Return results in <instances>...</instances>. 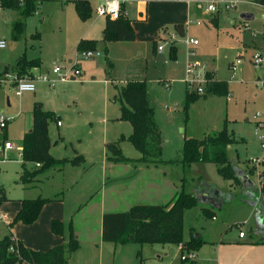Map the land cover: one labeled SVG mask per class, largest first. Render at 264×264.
<instances>
[{
    "label": "rangeland",
    "instance_id": "1",
    "mask_svg": "<svg viewBox=\"0 0 264 264\" xmlns=\"http://www.w3.org/2000/svg\"><path fill=\"white\" fill-rule=\"evenodd\" d=\"M87 1L91 16L82 20L72 0H35L37 10L26 19L18 40L11 37L18 13L0 8V40L6 43L0 49V73L11 72L15 60L24 54L41 61L32 71V78L38 80L35 92L16 97L11 84H0V115L13 118L6 130L0 129V143L9 141L13 146L0 152V198L3 192L6 197L0 204V238L11 233L25 247L46 252L56 246L52 243H67L71 224L79 249L68 264H182V254H193L197 264H218V260L235 264L242 248L255 243L254 207L241 197L242 185L224 180L215 165L183 169L180 159L184 139L201 140L225 127L233 138L229 158L255 183L256 201L264 198L258 179L264 169V68L253 63L254 55L264 54V9L251 0H219L222 3L214 13L206 12V5L199 8L197 0L188 5L126 2L135 38L121 42L102 39L106 16H100L97 7L103 0ZM243 14L252 15L253 20L243 21ZM214 17L216 25L210 23ZM176 24L184 25L183 37L174 33ZM37 33L39 38H34ZM190 39L198 42L194 56L187 45ZM82 40L93 41L94 48L85 51L99 56L83 58V51L77 49ZM154 41L156 53L152 52ZM237 60L241 64L233 70L230 64ZM193 61L205 64L208 73L226 82L228 94L199 97L186 106V93L196 94V85L188 84L186 73ZM55 67L67 75L64 80L51 74ZM76 69L79 75L72 79ZM48 74L52 86L41 81ZM131 79H146L148 84L165 162L158 166L136 161L140 153L128 140L131 125L120 120V90ZM36 103L54 114L48 124L50 155L67 162L39 174L34 184L22 185L17 183L21 140L32 127ZM116 142L130 161L109 160L106 146ZM203 170L206 178L201 180ZM215 189L225 197L221 208L199 202L186 208L179 246L103 245L107 249L101 251L95 246L102 242L98 231L104 213L126 212L134 205H167L182 190L201 200ZM38 197L50 201L38 220L30 225L18 221L21 201ZM52 219L63 223L66 230L61 236L52 233ZM240 232L245 239L239 240ZM193 235L204 242L194 251L186 245Z\"/></svg>",
    "mask_w": 264,
    "mask_h": 264
},
{
    "label": "trees",
    "instance_id": "2",
    "mask_svg": "<svg viewBox=\"0 0 264 264\" xmlns=\"http://www.w3.org/2000/svg\"><path fill=\"white\" fill-rule=\"evenodd\" d=\"M72 2L80 19L86 20L91 16L89 1L72 0ZM251 2L260 5L264 9V0H251ZM0 8L11 9L18 13V20L13 23L11 30L13 40H18L22 36L26 19L37 10L35 0H24L22 3L18 0H0ZM210 23L216 25L217 17L212 18ZM173 31L181 37L185 35V27L182 24L174 25ZM33 37L39 38V34L37 33ZM134 38V30L124 8L123 14L118 19L111 20L106 17L102 30L104 41L131 42ZM87 48H94V42L82 40L77 49L78 51H85ZM156 50L157 43L154 41L152 52L156 53ZM172 50L174 51L175 48L172 47ZM40 65L41 61L39 59H28L24 54L15 60L11 71L17 78L27 77L26 79H33L32 71L39 68ZM213 74V72L207 73L204 94L186 93V106L199 97L206 99L210 96H226L228 94L227 83L218 81ZM120 93V120L127 121L131 125L132 133L128 140L140 153V158L136 161L154 166L165 163L161 159V133L155 123V109L148 93L146 79L128 80L121 87ZM53 116L52 112L43 110L40 104L36 103L33 106L32 127L21 140V175L17 183L22 185L34 183L39 174L67 162L56 161L50 155L52 142L48 133V124ZM6 129L7 127L4 128V130ZM232 139L225 127L212 135H205L201 140L184 139L180 159L182 168L186 169L194 164H213L224 180L234 181L235 184L240 183L236 176V170L239 168L228 155ZM118 143L107 144L106 148L110 153L109 160L114 163L130 161L122 155ZM70 163L76 164V161H70ZM27 164H33L32 169H27ZM34 164H39L40 167L36 168ZM199 178L203 180L206 177L201 174ZM258 179L259 187L264 190V169L259 174ZM254 188L252 187L240 194L245 202H257L258 190H254ZM2 192L3 189H1V195ZM260 193L264 194L261 191ZM5 200L6 197H4L3 192L0 204ZM48 202L50 201L41 197L22 200L17 220L26 225L34 223L39 217L41 209ZM196 204H198L196 197L182 190L167 205H134L126 212L105 213L102 216V241L114 245L175 244L179 246L182 243L184 211ZM201 210L208 212L206 208ZM254 217L256 226L252 230V234L255 239L257 237L254 244L264 245V199L262 198L260 202H257ZM63 229L62 222L58 220L51 222V231L54 235L61 236ZM67 236L66 244L54 246L46 252H38L25 247L9 233L0 239V264H68L71 255L79 249V242L74 235L71 224ZM202 243L204 242L200 241V237L195 238L193 235L186 242V245L194 251ZM181 263L197 264L195 260Z\"/></svg>",
    "mask_w": 264,
    "mask_h": 264
},
{
    "label": "built area",
    "instance_id": "3",
    "mask_svg": "<svg viewBox=\"0 0 264 264\" xmlns=\"http://www.w3.org/2000/svg\"><path fill=\"white\" fill-rule=\"evenodd\" d=\"M19 2H23L24 0H18ZM147 2L149 0H103L99 6L97 7V13L100 16H106L109 17L111 20L118 19L123 14V8L126 2ZM157 1H188V0H157ZM199 4V8L203 5H206L205 11L208 13H214L217 12V4L222 3L219 0H197ZM226 5V4H225ZM228 6L226 5L225 8ZM187 45L189 46V49L191 50V54H194V49L198 45V42L196 40L190 39L187 41ZM6 43L5 41L0 40V49H5ZM159 50H161V47H159ZM99 56L98 53L93 51H83L82 57L85 59H93L95 57ZM194 56V55H193ZM253 63L254 65L258 67L264 68V54H256L253 57ZM241 64V60H237L235 63L230 64V67L234 70L236 66ZM187 73V82L189 85L195 84L196 85V94L202 95L205 93V86L207 82V68L205 64H202L198 61L189 62L187 64L186 68ZM51 74L55 77L61 78L64 80L66 78V74L62 73V68L55 67ZM79 75L78 70H74L72 73V79L74 76ZM49 74L44 75L41 77V81L44 83H47L48 85L52 86L54 84L53 81L49 79ZM204 78V81H203ZM38 80L35 79H20L17 78V76L11 72H3L0 73V84H11L13 87V93L16 97H21L24 93H33L36 90L35 83ZM166 87L168 85L166 84ZM13 120L12 117H5L3 115H0V129L3 130L8 126V124ZM56 125L59 127L60 122L57 121ZM13 146L9 141H5L0 143V152L2 151H8L12 150ZM257 162V161H256ZM36 168L40 167L39 164H34ZM238 237L240 239L245 237V234L243 232H240ZM181 262L185 261H192L194 260L193 254H186L181 256Z\"/></svg>",
    "mask_w": 264,
    "mask_h": 264
},
{
    "label": "crops",
    "instance_id": "4",
    "mask_svg": "<svg viewBox=\"0 0 264 264\" xmlns=\"http://www.w3.org/2000/svg\"><path fill=\"white\" fill-rule=\"evenodd\" d=\"M180 2H185V3H187V5L191 2V0H188V1H180ZM8 151H11V150H8ZM27 165H31V164H27ZM205 166V165H204ZM203 174H204V176H206V174L204 173V170H203ZM31 184H34V183H31ZM25 185H28V184H25ZM243 188V187H242ZM218 191H220L219 189H217ZM250 190V189H249ZM243 191H248V190H242V192ZM214 192V191H213ZM205 195H208V194H204L203 196H205ZM222 199H224V197H222V195H221V191H220V196H219V198L217 199V203H220V202H222ZM199 202V204H201V205H206V206H208L209 208H212V207H210L208 204H205V203H202L201 201H198ZM249 202H251V201H248V203ZM200 205V206H201ZM256 207V206H255ZM255 207H254V210H255ZM202 208H204L203 206H201V209ZM213 209V208H212ZM105 214V213H104ZM103 214V215H104ZM102 215V216H103ZM254 216V215H253ZM39 217H40V214H39ZM38 217V218H39ZM38 218H37V220H38ZM36 220V221H37ZM53 220H57V219H52V221ZM35 221V222H36ZM51 221V222H52ZM255 226H256V221H255V217H254V227H253V229L255 228ZM64 230H66V229H64ZM63 230V232L65 233V231ZM68 230V229H67ZM101 230H102V217H101V228H100V231H98V234H100V237H101ZM66 234H68V233H66ZM239 238V237H238ZM1 239V238H0ZM243 239H245V237L244 238H242V239H240L239 238V240H243ZM90 240H92L93 241V239H90ZM255 241L257 240V239H254ZM101 241H102V238H101ZM57 244H59V243H52V246H54V245H56L57 246ZM103 245H114V244H112V243H105V242H101V244L100 245H98V244H95V246H99L98 248L100 249V251L101 250H103V249H107V248H105L106 246H103ZM242 255L240 256V258H239V261H237L235 264H264V245H257V244H253V246H245V247H243L242 248ZM78 251V250H77ZM76 251V252H77ZM75 252V253H76ZM218 264H221V262H220V260H218Z\"/></svg>",
    "mask_w": 264,
    "mask_h": 264
},
{
    "label": "water",
    "instance_id": "5",
    "mask_svg": "<svg viewBox=\"0 0 264 264\" xmlns=\"http://www.w3.org/2000/svg\"><path fill=\"white\" fill-rule=\"evenodd\" d=\"M241 19L245 22L253 20V16L249 15V14H243L241 15ZM236 176L239 179L242 187L244 190H249L252 187H255V183L250 179V177L246 174H244L241 170H236ZM220 196V191H218L217 189L214 190L213 192V197L209 196V195H205L201 197V201L202 203L208 204L210 207L214 208V209H220L222 206V202L224 199H222V202L217 203V199ZM225 198V197H224ZM227 199L229 198V196L226 197ZM264 199V198H262ZM230 200V198L228 199V201ZM250 206L255 207L257 205V202H249L248 203Z\"/></svg>",
    "mask_w": 264,
    "mask_h": 264
},
{
    "label": "flooded vegetation",
    "instance_id": "6",
    "mask_svg": "<svg viewBox=\"0 0 264 264\" xmlns=\"http://www.w3.org/2000/svg\"><path fill=\"white\" fill-rule=\"evenodd\" d=\"M209 196H211V195H209ZM211 197H213V194H212V196Z\"/></svg>",
    "mask_w": 264,
    "mask_h": 264
}]
</instances>
